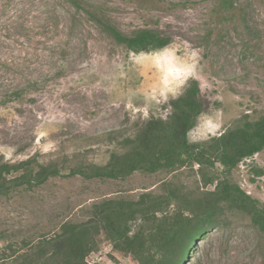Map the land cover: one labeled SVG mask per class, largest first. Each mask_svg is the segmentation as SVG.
<instances>
[{"label": "rangeland", "instance_id": "1", "mask_svg": "<svg viewBox=\"0 0 264 264\" xmlns=\"http://www.w3.org/2000/svg\"><path fill=\"white\" fill-rule=\"evenodd\" d=\"M84 1L122 33L146 28L169 44L133 53L67 0H0V160L32 157L63 172L103 165L145 121L165 118L191 79L200 87L202 114L190 141L264 112V0H232L229 8L223 0ZM259 168L264 150L230 173L214 171L264 202ZM196 169L135 171L124 179L62 176L0 197V264H13L11 248L22 241L50 235L63 221L87 219L96 201L163 194L164 181L177 194L202 190ZM111 246L100 241L89 254L92 262L136 264ZM184 264H264V233L247 214L225 211Z\"/></svg>", "mask_w": 264, "mask_h": 264}, {"label": "trees", "instance_id": "2", "mask_svg": "<svg viewBox=\"0 0 264 264\" xmlns=\"http://www.w3.org/2000/svg\"><path fill=\"white\" fill-rule=\"evenodd\" d=\"M87 14L117 43L133 53L162 49L169 39L150 29L122 33L109 19L84 0H67ZM227 8L232 0H223ZM12 95L15 91L9 90ZM200 87L188 81L183 92L170 101L165 118H149L132 138L123 140L125 150L111 153L103 165L85 163L70 166L67 172L55 163H39L29 157L17 162L0 160V197L30 192L56 177L79 175L85 179H124L135 171L155 173L196 167L202 190L177 194L144 191L133 197L105 198L91 204L87 219L63 221L50 235L22 241L11 248L13 264H87L86 256L96 251L100 241L114 251L129 256L136 264H184L196 240L219 224L225 211L249 216L264 233V202L247 194L227 176L218 178L219 166L230 173L245 158L264 150V112L258 117L241 116L219 135L190 141L189 131L202 114ZM257 176L264 170L256 169ZM212 185V189H205ZM201 189V188H200ZM25 246V247H24Z\"/></svg>", "mask_w": 264, "mask_h": 264}, {"label": "built area", "instance_id": "3", "mask_svg": "<svg viewBox=\"0 0 264 264\" xmlns=\"http://www.w3.org/2000/svg\"><path fill=\"white\" fill-rule=\"evenodd\" d=\"M85 261H86L87 264H97L98 263V262L97 263L92 262V259L90 258V255L86 256Z\"/></svg>", "mask_w": 264, "mask_h": 264}]
</instances>
